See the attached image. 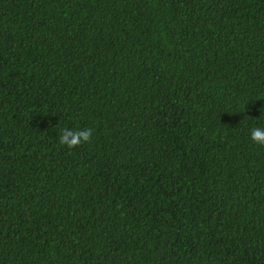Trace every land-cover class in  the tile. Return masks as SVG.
Segmentation results:
<instances>
[{"label":"trees","instance_id":"trees-1","mask_svg":"<svg viewBox=\"0 0 264 264\" xmlns=\"http://www.w3.org/2000/svg\"><path fill=\"white\" fill-rule=\"evenodd\" d=\"M253 127L264 0H0V264H264Z\"/></svg>","mask_w":264,"mask_h":264},{"label":"clouds","instance_id":"clouds-1","mask_svg":"<svg viewBox=\"0 0 264 264\" xmlns=\"http://www.w3.org/2000/svg\"><path fill=\"white\" fill-rule=\"evenodd\" d=\"M92 136V130H68L63 129L59 137V143L67 146L69 149L79 146L81 143H87ZM250 138L254 143L264 145V128L253 127L250 132Z\"/></svg>","mask_w":264,"mask_h":264}]
</instances>
